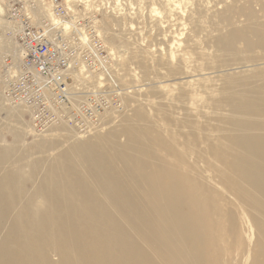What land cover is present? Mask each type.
I'll return each instance as SVG.
<instances>
[{"label":"bare ground","instance_id":"6f19581e","mask_svg":"<svg viewBox=\"0 0 264 264\" xmlns=\"http://www.w3.org/2000/svg\"><path fill=\"white\" fill-rule=\"evenodd\" d=\"M66 1V17L56 18L42 0L31 12L36 27L45 19L46 30L63 32L53 41L20 21L23 58L6 82L4 106L15 118L20 109L36 117L35 106L10 93L27 73L50 115L57 96L71 109L67 118L57 110L53 128L30 147L19 145L24 127L11 128V142L0 143V264H228L212 252L222 218L232 247L240 224L253 229L250 259L264 264V16L214 34L190 11L183 23L168 7L172 26L205 32L216 49L187 34L168 50L120 58L109 45L107 60L89 24H74L76 8ZM177 1L204 13L215 7L208 0ZM223 4L221 17L234 10L250 16L251 5L264 0ZM55 13L65 11L55 6ZM39 37L48 45L43 54L33 42ZM119 37L121 49H136ZM82 51L93 61L81 58ZM19 52L11 50L9 61ZM129 59L139 71L125 64ZM131 84L155 99L153 113L150 103L129 97ZM110 91L119 97L117 106ZM90 95L106 104L104 115L83 116L80 106ZM193 114L201 123L189 122Z\"/></svg>","mask_w":264,"mask_h":264},{"label":"rangeland","instance_id":"374dc122","mask_svg":"<svg viewBox=\"0 0 264 264\" xmlns=\"http://www.w3.org/2000/svg\"><path fill=\"white\" fill-rule=\"evenodd\" d=\"M223 1L224 0H208L207 4L210 6L215 5V7L207 13H204L194 5H190L189 8L185 9L179 6L177 0H73L72 5L76 8L75 10L77 14H75L76 16H74V18H71L74 24L81 23V25H83L85 22H87L89 25L92 24L94 29L88 27L89 25L87 28L93 32V35L97 41L104 45L103 55L106 56L105 58L107 60L110 59L108 56L109 45L113 46L114 51L117 54H121L119 56L120 58L124 56H130V54L132 55L142 53L144 51L154 53L160 47H163L164 50H168L171 45L173 46L172 42L178 43L181 39H184L187 34L205 38V42L202 43L201 46H209L213 47V49H216L212 41H206V36H204L205 32L190 29L186 25L181 26L180 28L172 26L168 17L169 13L166 11L168 7H174L178 13L180 21L183 23H187L186 15L190 11L195 17L202 20V23L206 26V28H208L210 31H213L214 34H218L220 31H224L225 29L240 23V21H246L250 18L264 16V6L252 4L251 9L253 10V14L250 16L234 10L230 15H227V17H221L219 16L220 12L225 10ZM225 1H227L229 4H239L244 3L245 0ZM35 2L36 0H0V138L2 139L0 143L11 142V128L17 127L19 130H21L24 127L25 131L26 129L27 131L22 138L23 141L19 142V145L30 147L32 146V143H34V140L40 137L39 135H44L49 130V125L51 124V120L49 122H44V119L42 122L35 121L36 117H34L30 111L28 113V109H26V111L24 109H20L19 118L11 116V114H9L7 111V105L4 106L1 99L2 95L7 97L6 82L9 79L14 78V75L19 70L20 62L23 58V52L17 40V34L21 31L20 21H27L29 26L31 25L30 27L34 31H36L38 34L45 33L47 35L46 38L51 41L53 40L50 37L56 38V36L64 35L59 28L46 30L47 28L43 27V25L45 26L48 24L45 19L40 21L42 24L39 27H36V25L33 24V21L36 20L31 12L36 8L37 2ZM42 2L56 18L66 17V0H42ZM55 6H61L65 11V14L57 15L55 13ZM97 28L106 34L108 40L98 37ZM120 33H123V36L131 42H135V45H137L135 46L136 49H121L122 46L120 44L119 37ZM72 35H74V33ZM172 36H175L173 41H171ZM14 48L19 49L20 56L14 61H9V54H11L10 52ZM128 61L131 63V68H135L136 72L139 71L136 68L137 64L133 62V59L127 60L125 64H129ZM11 62L14 64L13 67H11ZM68 81H65V85L68 83ZM105 87L107 88L108 86ZM127 88L128 91L130 90L129 97L132 98L133 96L150 103V106H152L151 112L153 113L154 108L157 106V103L153 97L146 93H140L132 84ZM109 90L110 89H107L106 91ZM109 100V102H112V104L115 106L120 104L119 97L115 91H110ZM87 101L89 104L82 102L80 106L83 116L91 117L94 111L98 114L104 115L106 108L103 106L105 103L102 102L103 105H101V103L95 98V95H90ZM9 104L11 103L9 102ZM96 105L99 106L96 107ZM126 107L128 108V106ZM51 109V115H53L52 120L56 121L58 119V111L62 112L67 118L68 114H70L67 111L71 109V105L70 103L68 104L67 99L65 102H62V100L59 99V101L53 102ZM175 112L181 116V113L178 110H175ZM188 119L189 122H193L194 119L197 121L199 120L198 123H201L202 120L199 115H196L195 118L194 114L193 116H189ZM71 120L72 119H69L68 121L70 122ZM76 122L75 124L78 125L76 128L77 131L83 130L84 125H82V123ZM105 122L106 121H103L104 124ZM71 123H74V120ZM52 128L53 127L50 129ZM26 143H29V145ZM49 150L44 151V153L48 154L47 152H49ZM55 150L56 148L51 149L49 154L54 153ZM44 153H35L33 156L44 155ZM233 207L235 208L237 217H242L243 215L241 214L239 207ZM227 236V223L225 219L222 218L213 240L215 244L212 248L214 259H220L223 261L227 260V262H229L228 264H242L246 261L247 264H254V262H252L250 259L255 254V247L253 244V229L249 231L248 225L246 223L240 224L238 226L239 243H237L235 247H232L231 245L233 244L232 238Z\"/></svg>","mask_w":264,"mask_h":264},{"label":"built area","instance_id":"2783aa9c","mask_svg":"<svg viewBox=\"0 0 264 264\" xmlns=\"http://www.w3.org/2000/svg\"><path fill=\"white\" fill-rule=\"evenodd\" d=\"M24 32L26 33L25 34L26 36H31L32 30L28 29ZM33 42L35 43V47L39 49V51L37 52L38 54H43V53L47 52L48 45L46 46L47 42L44 40V37H39ZM100 53H101V51H100ZM80 57L85 59V60H88L89 62L93 61L92 56L90 55V53L88 51H82ZM43 73H46V72H43ZM24 74L25 75H23L21 78L22 81H19V83L13 89L10 90V93L12 95L16 94V95H20L23 98H25L27 101V102H24L27 104L26 106L31 107L32 109H33V106H35V109H36L35 121H41L42 122V120L44 119V122H49L50 120L53 119V115H50L45 110L44 102L35 93V91H38V89L32 85V83L35 84L33 79L31 77H29L27 73H24ZM58 84H59V87H57V88H63V82L58 81ZM33 88L35 89V91L33 90ZM57 93H59V92H57ZM57 97H58V99L61 98V96H57ZM96 107H97V105H96Z\"/></svg>","mask_w":264,"mask_h":264}]
</instances>
